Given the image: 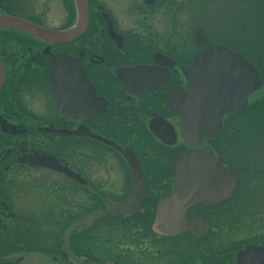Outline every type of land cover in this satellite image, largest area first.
Returning <instances> with one entry per match:
<instances>
[{
	"label": "flooded vegetation",
	"instance_id": "obj_1",
	"mask_svg": "<svg viewBox=\"0 0 264 264\" xmlns=\"http://www.w3.org/2000/svg\"><path fill=\"white\" fill-rule=\"evenodd\" d=\"M21 2L0 0V16L52 31L75 24L49 28L45 10ZM98 2L87 0L84 34L64 44L0 26V264H264V230L230 219L264 177V126L241 122L246 109L256 115L264 84L196 144L170 106L172 93H188L191 121L209 127V114L194 113L199 74L187 72L215 47L264 81V0H152L155 14H140L138 30L117 28L90 8ZM197 151L237 177H177L179 156ZM243 156L257 171L233 160ZM200 188L202 201L186 199ZM247 248L263 252L240 256Z\"/></svg>",
	"mask_w": 264,
	"mask_h": 264
},
{
	"label": "water",
	"instance_id": "obj_2",
	"mask_svg": "<svg viewBox=\"0 0 264 264\" xmlns=\"http://www.w3.org/2000/svg\"><path fill=\"white\" fill-rule=\"evenodd\" d=\"M76 21L73 27L67 31H52L44 29L33 24L26 23L22 20L0 16V26L9 27L13 29H19L31 33L51 44H64L76 40L81 37L88 24L89 8L87 0H73ZM145 4L150 6L152 0H145ZM108 21V18L105 16ZM108 29L110 33H113L110 23L108 22ZM62 56H56L51 61L52 71V83L54 85V78L57 71V66ZM215 62L219 67L202 68L206 63ZM212 67V68H211ZM194 70L199 74L198 80L195 82L194 87L199 86L198 96L193 98L194 113L195 115L209 114V127L203 122L191 121V114L188 110V102H191V97L188 98V93L177 95L172 93L170 95V106L175 111L174 114L182 121V136L186 140H193L196 144L201 140L212 137L215 135L214 125L217 128L220 126L222 116L230 115L236 110H242L247 105V97L259 90L264 81H260L255 70H253L249 64L241 57L230 53L228 50L220 47H215L203 52L197 56L194 61L193 67L187 72V75ZM230 70L235 72V77H232ZM209 71V83L202 81L203 73ZM225 72V75L220 77L219 73ZM250 78L252 80H250ZM235 81L237 88L230 89V83ZM218 86L225 87V95L222 91L218 92ZM55 97H57V91L55 89ZM241 91V93H240ZM196 94V91H195ZM214 112L217 113L218 118H214ZM208 128L209 130H207ZM207 159V160H206ZM175 169L177 177H191L189 175V169L192 170L193 177L191 181L193 183H201L207 180V177H226L229 180L230 177H237L232 170L219 166L212 157H207L202 151L193 152L190 154L184 153L177 159L175 163ZM229 177V178H228ZM186 181V178L184 179ZM237 179H235V183ZM203 189L200 188L197 193L185 191L184 195H187L188 201H202ZM117 210L124 209V206L116 208ZM109 214L105 213L101 216ZM71 230L67 231L68 235ZM263 251L259 248H247L241 253L240 256H258Z\"/></svg>",
	"mask_w": 264,
	"mask_h": 264
},
{
	"label": "rangeland",
	"instance_id": "obj_3",
	"mask_svg": "<svg viewBox=\"0 0 264 264\" xmlns=\"http://www.w3.org/2000/svg\"><path fill=\"white\" fill-rule=\"evenodd\" d=\"M23 6L26 8L25 11H31L39 13L38 11H44V16L39 17V21L43 22L49 28L69 27L76 21V11L71 0H21ZM99 1L98 4L90 6L92 9H96L97 6L101 7L103 11L108 14L113 21L116 23L117 28L121 30H138L139 20H143L141 23L146 21L144 17L141 18L142 14H155V6L146 7L143 5L142 0H90ZM45 4V5H44ZM65 11V13H64ZM141 14L140 17H138ZM67 19L65 18V16ZM197 23V22H196ZM148 24L152 25V30L156 29L157 20L155 18L150 19ZM159 28V27H158ZM263 95L264 90L259 93ZM245 150H243L244 152ZM234 157V156H233ZM236 164L240 166H246L249 172L254 173L257 171V163L250 160L246 156L242 159L239 157L233 159ZM253 188L248 191L241 200V210L238 213H232V223H239L241 227H260L264 230V177H259L253 181ZM252 186V185H251ZM250 186V187H251ZM257 192H260L259 195ZM257 193V194H256ZM255 209L259 212L255 213ZM238 220L240 222H238ZM257 222V223H256ZM257 224V225H255ZM235 226V225H234Z\"/></svg>",
	"mask_w": 264,
	"mask_h": 264
},
{
	"label": "trees",
	"instance_id": "obj_4",
	"mask_svg": "<svg viewBox=\"0 0 264 264\" xmlns=\"http://www.w3.org/2000/svg\"><path fill=\"white\" fill-rule=\"evenodd\" d=\"M250 109H246L243 111L244 114L241 115V122L242 125H257V126H264V101H258L257 104V113L256 115L249 116Z\"/></svg>",
	"mask_w": 264,
	"mask_h": 264
}]
</instances>
